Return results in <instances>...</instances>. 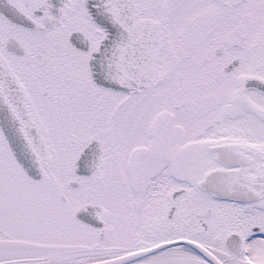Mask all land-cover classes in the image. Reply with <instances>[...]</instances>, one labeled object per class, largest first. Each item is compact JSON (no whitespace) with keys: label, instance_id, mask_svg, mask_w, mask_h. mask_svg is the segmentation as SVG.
<instances>
[{"label":"snow or ice","instance_id":"obj_1","mask_svg":"<svg viewBox=\"0 0 264 264\" xmlns=\"http://www.w3.org/2000/svg\"><path fill=\"white\" fill-rule=\"evenodd\" d=\"M0 264H264V0H0Z\"/></svg>","mask_w":264,"mask_h":264}]
</instances>
